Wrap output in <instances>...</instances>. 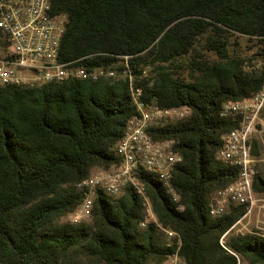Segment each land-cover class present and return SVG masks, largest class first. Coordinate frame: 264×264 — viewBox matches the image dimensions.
<instances>
[{"label":"trees","instance_id":"trees-1","mask_svg":"<svg viewBox=\"0 0 264 264\" xmlns=\"http://www.w3.org/2000/svg\"><path fill=\"white\" fill-rule=\"evenodd\" d=\"M52 10L68 17L63 63L96 69L129 57L144 101L192 109L151 132L175 140L184 158L172 180L180 202L156 174L138 173L158 222L179 237L169 243L157 224L142 228L146 207L134 187L100 193L88 222H62L84 200L77 184L118 163L115 148L137 111L126 81L10 85L0 88V264H161L175 253L185 264H264V236L231 230L245 207L209 212L211 195L240 176L218 160L223 135L239 127L221 116L223 105L264 84V67L247 69L231 36L264 45V0H52ZM260 147L255 140V156ZM254 189L264 196L259 172Z\"/></svg>","mask_w":264,"mask_h":264},{"label":"built area","instance_id":"built-area-1","mask_svg":"<svg viewBox=\"0 0 264 264\" xmlns=\"http://www.w3.org/2000/svg\"><path fill=\"white\" fill-rule=\"evenodd\" d=\"M67 22V15L53 14L52 0H0V88L10 85L43 87L68 81H126L137 111L115 148L118 163L92 173L77 184L76 188L83 193L84 200L73 215V223L90 218L100 193L116 198L125 189L134 187L146 207V220L141 224L142 228L155 223L169 240L177 239L179 236L176 232L164 229L158 222L138 173L144 170L156 174L172 195L173 202H180L172 180L184 158L177 151L175 140L158 141L151 132L188 119L192 109L189 106L164 108L157 103L144 101L129 57H119L121 61L118 63L122 65L96 69L78 65L79 62L63 63L60 51ZM263 113L264 84L254 97L228 101L223 105L221 116L238 121L239 127L223 135L218 160L227 166L239 168L240 176L231 185L211 195L209 212L214 218L224 216L231 207L246 208L242 220L256 209L264 210V196L254 189L257 173L264 176V169L262 172L258 169L264 159H261V154L254 155L255 140L264 146ZM263 232L261 234L264 236ZM222 244L224 246V241ZM180 260L179 254L175 253L168 257L166 264H179Z\"/></svg>","mask_w":264,"mask_h":264},{"label":"rangeland","instance_id":"rangeland-1","mask_svg":"<svg viewBox=\"0 0 264 264\" xmlns=\"http://www.w3.org/2000/svg\"><path fill=\"white\" fill-rule=\"evenodd\" d=\"M231 51L234 55L241 57L246 62L245 66L247 69H250L251 66L264 67V45L257 38L242 36L238 34L233 35L231 36ZM205 55L208 56L211 61L217 60V58L212 54L205 53ZM117 65H122V63H117ZM180 72L184 77H188V71L185 70V67L181 69ZM262 153H264V146L260 147L261 159H264V155ZM258 169L260 172H262L264 169V163H260ZM98 170H101V168H95L92 173H95ZM74 214L75 212L63 218L62 222L73 223ZM83 221L88 222V219H85ZM237 223V226L233 229V233H262L264 228V210L256 209L252 215L243 220L241 218ZM166 239L167 242L172 243L168 238ZM167 260L168 258L161 264H166ZM179 264H185V262L181 259Z\"/></svg>","mask_w":264,"mask_h":264}]
</instances>
